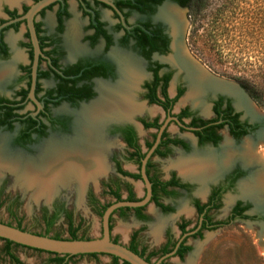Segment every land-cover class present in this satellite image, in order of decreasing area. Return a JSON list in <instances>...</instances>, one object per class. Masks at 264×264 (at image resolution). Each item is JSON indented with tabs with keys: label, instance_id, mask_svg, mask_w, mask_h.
<instances>
[{
	"label": "flooded vegetation",
	"instance_id": "obj_1",
	"mask_svg": "<svg viewBox=\"0 0 264 264\" xmlns=\"http://www.w3.org/2000/svg\"><path fill=\"white\" fill-rule=\"evenodd\" d=\"M38 1L40 0H0V62L7 61L11 53V47L5 41V34L9 31L13 34L17 33L20 26L23 29L21 35L23 41L18 44V47L25 55V62L17 64L16 75L8 84V88L13 91L12 96L0 95V132H10L12 134V148L26 151L50 133L65 134L62 137L52 136L51 138H72L76 129V114L73 121H70L68 117L54 116L51 111L61 104H65L70 108L81 104H92L99 99L102 90L108 88L118 90L117 86L121 83L127 60L131 58L138 62L142 72L140 78L137 79L139 81L136 86L137 91H139L138 96H136V87H134L137 80L133 85L131 96L136 104L144 107V110L128 117L109 120L113 122L106 129L104 128L105 123L103 124L102 132H106L108 137L115 138L122 144L125 153L119 158L116 156L110 157L109 163H107L110 165L112 174L117 178L116 181L110 177L99 182L102 188L101 196L109 197L112 201L100 204L98 198L91 191H86L84 197L90 209L98 213L100 208L105 205L110 206L116 202H138L142 200L144 187L139 174L140 162L154 143L157 133L161 132L155 149L146 161L144 173L146 175L147 170V180L148 178H154L160 184L173 183V185L169 184L164 187V192L167 194H164L160 188L155 187L154 198L163 209L151 201V183L148 181L150 184V199L146 205L138 207L141 208L139 215L143 218L139 219L137 217L134 211L137 208H119L109 216L108 227L111 226L113 216L124 219L129 213L135 221L146 223L148 218L143 211L149 205L161 214H171L174 209L166 205L164 201H174L179 195H184L188 200L189 208L194 213L195 220L192 225L184 218L179 220L175 226L178 232L175 238L172 237L169 230L164 231L162 245L158 250L150 251L137 242V232L130 234V236L133 233L136 234L134 239L136 251L140 252L144 249L143 258H146L151 252L156 253L152 257L155 259L153 263L174 250L171 256L160 261V263L167 264L166 261L170 258L183 259L191 250L187 245V241L189 239L201 240L204 233L213 232L234 223L264 226V210L253 205V190L245 187L253 163L248 155L242 154L238 159L229 158L227 161L228 169L223 170L216 180L205 187L201 198L193 196L195 188L193 184L188 183L174 172H170L167 177L162 178L156 166L152 163L153 158L161 160L167 158L173 149L182 152H188L190 149L184 140L167 134L170 126L174 128L173 132L188 133L192 137L195 148L200 150L217 148L221 142L220 132H225L233 145L244 138L253 139L257 135L261 138L264 135V117L247 98V100L244 98L243 93L254 104L256 103L240 84L235 87L206 74L202 76L204 79L197 80L199 79L196 78V74H199L198 71L186 62L187 60L180 47L175 46V39L179 37L176 31L177 25L170 19H164V16H161L166 13L165 7L176 11L186 10L185 8L178 6L172 0H105L108 5L97 0H59L41 9L31 20L39 51L36 58L32 92L34 102H32L28 96L31 87L33 47L26 21L20 18L24 16L31 5ZM45 12L52 13L53 35L46 34L42 29L41 21L37 20V18L41 19ZM102 12L109 14L113 21L110 27L112 33L109 32V28L101 19ZM131 15L137 16V19L130 22L129 17ZM71 16L72 19H75V23L77 16L85 22L83 27L79 28L77 26L76 43L73 41L71 43V38L66 34L67 24L72 20L70 19ZM63 31L62 38L67 56L71 59L67 62L62 61L64 51L58 39ZM78 40H81L88 48H93L100 42L102 52L116 46L118 49L130 51L131 54L124 55V57L119 53L117 54V57L119 56L122 61L121 66L102 55L73 57L82 49V47H75ZM71 49L74 51L71 52ZM3 71L0 69L1 79L4 77ZM192 74H195V76ZM43 83H49L50 86L45 87ZM94 83H96L95 87ZM214 83L226 84L225 86L232 88L237 94L209 85ZM144 113L148 114L147 117L141 116ZM127 132L133 134L135 145L142 155L139 164L134 162V157H131L130 160L133 149L129 148L124 141ZM139 132H153L150 141L139 144ZM195 132L201 134L202 139L195 135ZM162 134H165L164 138H161ZM103 136L102 139L106 140ZM166 139L176 141L179 144L166 143L163 145L160 143ZM147 144H150L149 148L146 147ZM37 150L38 148L36 153ZM224 153L226 154L224 155L225 159H228L226 151ZM105 160L108 161L106 158ZM121 163L133 165L136 172L124 171ZM225 163L226 161L220 163V167L223 166L222 168H224ZM102 175L96 176L92 181L94 182L96 178ZM128 175H138L139 177L134 179ZM120 179L136 182L142 188L141 196L136 197L131 186L126 182L121 183ZM71 182L74 181L69 183ZM241 187H244V193L246 192L248 195L244 196L243 192L239 194ZM113 193L117 194L118 201H116ZM129 195L133 201H126ZM250 195L251 197L248 198L247 196ZM229 198H231V202L225 217L221 220L215 219L213 214L218 212L224 201ZM40 211L42 215L45 214L46 216H51L53 212L58 211L59 217L63 218L65 214H70L64 206L53 203L50 204L49 211L45 208ZM70 216L72 219L71 214ZM180 226H183L182 231L179 229ZM109 233L111 241L113 239L116 241L115 238L111 237V228ZM130 236L127 245L124 246L126 248L129 246ZM76 239L85 240L84 238ZM116 243L118 242L116 241ZM167 244H169L167 247L169 251L162 255V248ZM180 246L188 248L181 259L175 255ZM152 258H149L148 263H151L150 259Z\"/></svg>",
	"mask_w": 264,
	"mask_h": 264
},
{
	"label": "rangeland",
	"instance_id": "obj_2",
	"mask_svg": "<svg viewBox=\"0 0 264 264\" xmlns=\"http://www.w3.org/2000/svg\"><path fill=\"white\" fill-rule=\"evenodd\" d=\"M70 3L71 1L69 6ZM178 13L179 19L176 31L179 37L175 39L174 44L180 47L187 60L186 62L193 69H196L201 76L206 74L221 82L230 83L235 87L240 83L247 85L252 89L259 105L254 104L245 93H243L244 98H247L264 117V0H206L204 7L190 17L187 16L186 10H179ZM51 14V12H45L41 19L37 18L38 21H41L42 29L48 35H53L54 22ZM70 19H72V16ZM101 19L109 28V32L112 33L110 27L113 21L109 14L102 12ZM135 19H137L135 15L129 17L130 22ZM76 22L79 28L83 27L85 23L79 16L76 17ZM22 32L23 29L20 26L17 33L13 34L9 31L5 34V41L9 43L11 53L7 61L0 62V69L4 70V77L3 79L0 78V95L6 97L12 96L13 91L8 88V84L16 75L17 64L25 62V55L18 47V44L23 41ZM63 34L64 31L58 39L64 51L62 61L67 62L71 59L67 56L62 38ZM75 47H82V49L80 50L81 52L74 54L73 57L102 55L108 60L119 63V66H121L122 61L119 56L117 57V54L119 53L123 57L131 54L130 51L118 49L116 46H112L108 51L102 52L100 42L95 47L88 48L81 40H78ZM138 84L139 81L137 80L134 87ZM43 86L49 87L50 84L43 83ZM135 91L136 96H138L137 87ZM83 105L85 106L86 104L70 108L65 104H61L51 112L54 116L68 117L70 121H73L75 114L77 115ZM147 115V113L141 114L143 117H147ZM112 122H106L104 128L106 129ZM173 129L170 126L167 134L184 140L190 149L188 152L173 149L165 159H152V163L156 166L162 178L167 177L170 172H174L188 183L193 184L195 187L193 196L201 198L205 187L216 180L223 170L228 169L227 161L229 158L238 159L242 154H246L252 159L253 163L249 178H247L248 180L246 179L245 187L253 190V205L264 210V135L261 138H259V135L253 139L244 138L233 145L225 132H220L221 142L217 148L200 150L195 148L192 137L188 133L173 132ZM152 133L139 132V144L144 141H150ZM106 134V132H102L103 138L107 142L105 151V158L108 160L107 164L110 157L116 156L119 158L125 153V149L115 138L108 137ZM52 136L62 137L65 134L50 133L44 139L30 146L26 151L11 147L12 134L10 132H0V141L5 145L9 155L18 154L29 159L37 157L40 153L38 152L39 147L52 139ZM225 151L228 154L227 160L224 157L226 155ZM191 157L210 159L218 167L219 171L214 173L216 175L201 181L195 178L183 177L180 175V169L178 168L180 160H189ZM223 161H226L224 168H222L223 166L220 167V163H223ZM109 166L107 164L105 174L96 178L94 182H87L82 188L78 187L74 182L66 186H57L50 197H36L31 189H25L20 186L10 172L3 171L0 174V223L11 227H15L19 223L23 231L42 236L46 232L44 231L40 210L45 208L49 211L50 204L53 203L58 206H64L72 215L73 227L78 226L76 233L78 239L90 240L98 238L100 236V218L97 213L90 209L84 196L86 191H91L98 198L100 204L112 201L109 197L101 196L102 188L99 185V182L110 177L116 181L117 178L112 174ZM121 167L126 172H136V168L131 164L121 163ZM120 180L121 183L126 182L131 186L136 197L141 196L142 188L136 182L126 179ZM243 188L241 187L242 190L240 189L241 192L239 191V194L243 192L244 196L248 195L246 192L244 193ZM247 197L250 198L251 195ZM230 202L231 198L226 199L221 209L213 214V217L217 220L223 219ZM164 203L174 209L173 213L164 215L149 205L143 211L148 218L146 223L135 221L130 213L124 219L113 216L111 220V237L115 238L119 244L126 246L130 234L137 232V242L140 245L145 246L150 251L158 250L163 243L164 231L169 230L172 237L175 238L178 235L175 226L179 220L184 218L191 225L195 220L194 213L189 208L188 200L184 195H179L174 201H164ZM46 235L51 238L69 239L64 218L60 216ZM187 245L191 250L183 259L170 258L166 263L264 264V226L262 225L252 226L234 223L213 232L204 233L201 240L189 239ZM1 248L2 242H0V250ZM11 252L21 264H49L47 260L50 257L45 253L21 247H12ZM154 260L152 258L150 262L153 263ZM70 262L72 264H110L111 260L108 256L102 255L95 258L89 256L74 257ZM0 264L10 263L5 257L0 255Z\"/></svg>",
	"mask_w": 264,
	"mask_h": 264
},
{
	"label": "bare ground",
	"instance_id": "obj_3",
	"mask_svg": "<svg viewBox=\"0 0 264 264\" xmlns=\"http://www.w3.org/2000/svg\"><path fill=\"white\" fill-rule=\"evenodd\" d=\"M164 10L166 13L161 17L164 16V19L168 18L177 25L178 11L168 7ZM76 24L75 19H72L67 24L66 32L75 43L78 36ZM73 51L71 49V52ZM124 70L121 83L117 86L118 90L110 88L102 90L97 101L85 105L77 113L76 129L72 138H52L39 147L40 153L37 157L29 159L18 154L9 155L5 145L0 141V174L3 171L10 172L20 186L31 189L36 197H50L57 186H66L70 181L76 182L78 187L82 188L96 176L102 175L107 168L105 161L107 142L102 139L103 124L144 110V107L136 104L131 96L135 81L142 75L138 62L128 58ZM196 78L204 79L199 74H196ZM209 85L237 94L232 88L225 86L226 84ZM180 161L178 166L180 174L189 178L204 180L218 172L217 166L210 159L191 157L189 160Z\"/></svg>",
	"mask_w": 264,
	"mask_h": 264
},
{
	"label": "water",
	"instance_id": "obj_4",
	"mask_svg": "<svg viewBox=\"0 0 264 264\" xmlns=\"http://www.w3.org/2000/svg\"><path fill=\"white\" fill-rule=\"evenodd\" d=\"M57 1L59 0H40L35 4L31 5L28 11L24 14V16L20 18L26 21V26L33 47L31 87L28 96L32 102H34L32 92H33L34 80H35L36 58L37 55L39 54V51L36 45V40L34 37L31 20L33 16L41 9ZM97 1L108 5V3L105 0H97ZM160 134L161 132L157 133L154 143L152 144L151 148L147 151L144 158L140 162L139 174H140V180L144 187V197L142 198V200L138 202H116L108 206L100 216V236L98 238L90 239V240L52 239L47 236L44 237L41 235H36L25 231H21L14 227L0 223V239L11 242L23 248L37 250L44 253H51L55 255L78 256V255L98 254V255H105V256H111L117 258L118 260L125 262L126 264H151L144 261L142 258L132 253L131 251H129L126 247L118 243H113L111 241L110 233L108 229V219L111 213L116 209L119 208L133 209V208L142 207L148 203L150 199V184L144 173V167L148 157L153 152L159 141ZM173 253L174 250L165 257H169ZM165 257L160 258L157 262L153 264H159L160 261Z\"/></svg>",
	"mask_w": 264,
	"mask_h": 264
},
{
	"label": "trees",
	"instance_id": "obj_5",
	"mask_svg": "<svg viewBox=\"0 0 264 264\" xmlns=\"http://www.w3.org/2000/svg\"><path fill=\"white\" fill-rule=\"evenodd\" d=\"M174 1L178 6L182 7V8H185L187 10V16L190 17L192 14H195L197 13L198 11H200L204 5H205V2L206 0H172ZM240 86L247 92V94L256 102V104L259 105L258 101H257V98L255 97V95L253 94L252 92V89L249 88L247 85H244L242 83H240ZM263 110H264V107H263ZM195 135H197L199 138L202 137L201 134H199L198 132H195ZM165 137V134H162L161 138H164ZM202 139V138H201ZM124 141L126 143V145L133 149V154L130 155V160H131V157H134V162L136 164H139V161L142 157V155L139 153L138 151V148L136 147L135 145V142H134V138H133V134L131 132H127L126 135H125V138H124ZM161 144H166V143H171L173 145H177L179 144L178 142L176 141H169L168 139L164 140L163 142H160ZM150 144H147L146 147L149 148ZM148 174L147 170H146V175ZM125 175V174H124ZM129 177L131 178H134V179H138V175H128ZM148 181L151 183V201L158 207H160L161 209H163L157 202H156V199L154 198V191H155V187H158L160 188V190L164 193V194H167L166 192H164V187L168 186L169 184L173 185L172 182H167V183H164V184H160L157 182V180H155L154 178H148ZM113 196L116 198V201H118V196L116 193H113ZM126 201H133L131 199V196L129 195V197L126 199ZM1 203V202H0ZM1 205V204H0ZM108 205H105L103 206L102 208H100V210L98 211V216H101L102 212L105 210V208L107 207ZM123 210V209H122ZM141 210V208H137L135 209V213L137 215V217L140 219V218H143L139 215V211ZM199 211V210H198ZM59 218V215H58V211L56 212H53L51 216H46L45 214L42 215V223H43V226H44V231L47 232L49 231V229L52 227V225L58 220ZM64 220L67 224V232H68V237H69V240H76V233H77V230H78V226H75L73 227V222H72V219H71V216L70 214H65V217H64ZM16 229H19L21 231H23L22 229H20V226H19V223H17V225H15ZM109 230L111 228V226L109 225ZM215 228V227H214ZM213 228V229H214ZM179 229L182 231L183 229V226H180ZM46 234H43L42 236H46ZM135 233H133L131 236H130V242H129V246L127 247V249L129 251H131L132 253L136 254L137 256H139L140 258H142L144 261L148 262L149 258H152L156 255V253L154 252H151L147 255L146 258H143L142 257V253L144 252V249H142L140 252L136 251V244H135ZM52 239H58V238H52ZM0 242H2V248L0 250V255H2L3 257H5L8 262L10 264H21L19 262V260L12 254L11 252V249L12 247H20L18 245H15L11 242H8V241H5V240H2L0 239ZM113 243H116V241L113 239L112 240ZM169 246V244H167V246H164V248H162V252L161 254L164 255L166 253H168V249L167 247ZM23 248V247H21ZM27 249V248H26ZM29 250H32V249H29ZM32 251H35V252H39V253H44V252H41V251H37V250H32ZM188 251V248L187 247H179L176 252H175V255L181 259V257L183 256L184 253H186ZM47 254L50 258L47 260V262L49 264H72L70 262L71 259H73L74 257H82L84 255H78V256H66V255H55V254H51V253H45ZM86 256H89V257H92V258H95L96 256H98V254H91V255H86ZM111 260V263L110 264H126L125 262H122L120 260H118L117 258H114V257H111V256H108ZM160 264H165V263H160Z\"/></svg>",
	"mask_w": 264,
	"mask_h": 264
}]
</instances>
